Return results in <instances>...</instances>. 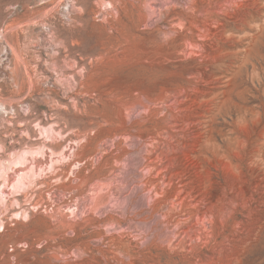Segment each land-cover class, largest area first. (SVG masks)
<instances>
[{
    "label": "rangeland",
    "instance_id": "1",
    "mask_svg": "<svg viewBox=\"0 0 264 264\" xmlns=\"http://www.w3.org/2000/svg\"><path fill=\"white\" fill-rule=\"evenodd\" d=\"M263 32L264 0H0V161L44 148L0 264H264Z\"/></svg>",
    "mask_w": 264,
    "mask_h": 264
},
{
    "label": "bare ground",
    "instance_id": "2",
    "mask_svg": "<svg viewBox=\"0 0 264 264\" xmlns=\"http://www.w3.org/2000/svg\"><path fill=\"white\" fill-rule=\"evenodd\" d=\"M223 11H227V9ZM228 12L227 13L225 12L226 15L229 14ZM262 34L260 35L261 37H262ZM54 132L55 131L51 124L47 125L46 127H40V130H39L40 136L44 138L52 137ZM56 133L58 134V132ZM43 151H44V148L42 146H39L34 149L24 148L21 151L12 153L8 162L4 163L0 161V206L5 205L6 202L8 201L7 194L4 192V187L7 186L8 189L11 191V194L15 193L16 195H19V193H21V191H23L28 186V184H30L38 175H41L42 171L40 170L37 171L34 165H31L30 167L28 166L25 168V163L27 161V157H28L27 155L35 157V155L43 154ZM60 158L63 159L65 158V156H61ZM20 167H23L24 169L16 173L15 179L11 183L6 182L7 173L10 170L12 171L13 168L15 170L16 168L19 169ZM49 168H50V165H49ZM11 204L19 205L18 199L16 197H13L11 200ZM27 216H28L27 211L25 209H21L20 206L18 207L17 211H14L12 213V217H15V218H21V217L24 218ZM1 230H4V225L2 221H0V231Z\"/></svg>",
    "mask_w": 264,
    "mask_h": 264
},
{
    "label": "built area",
    "instance_id": "3",
    "mask_svg": "<svg viewBox=\"0 0 264 264\" xmlns=\"http://www.w3.org/2000/svg\"><path fill=\"white\" fill-rule=\"evenodd\" d=\"M8 112L6 113L4 110V106L2 107V109H0V115L1 116H7ZM12 115H15V112H11Z\"/></svg>",
    "mask_w": 264,
    "mask_h": 264
}]
</instances>
